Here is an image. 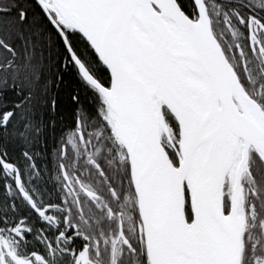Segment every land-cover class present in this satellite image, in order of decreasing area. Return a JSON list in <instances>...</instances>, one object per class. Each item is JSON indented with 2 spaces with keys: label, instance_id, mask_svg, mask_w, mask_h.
Instances as JSON below:
<instances>
[{
  "label": "snow or ice",
  "instance_id": "6c2138e0",
  "mask_svg": "<svg viewBox=\"0 0 264 264\" xmlns=\"http://www.w3.org/2000/svg\"><path fill=\"white\" fill-rule=\"evenodd\" d=\"M0 264H264V0H0Z\"/></svg>",
  "mask_w": 264,
  "mask_h": 264
}]
</instances>
